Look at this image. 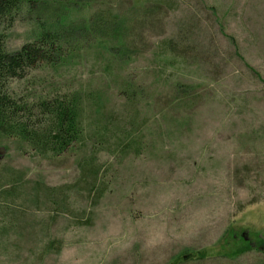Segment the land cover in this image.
Here are the masks:
<instances>
[{"label": "rangeland", "instance_id": "1", "mask_svg": "<svg viewBox=\"0 0 264 264\" xmlns=\"http://www.w3.org/2000/svg\"><path fill=\"white\" fill-rule=\"evenodd\" d=\"M44 1L0 34L60 52L7 92L34 128L79 97L82 135L0 133V264H264V0Z\"/></svg>", "mask_w": 264, "mask_h": 264}, {"label": "trees", "instance_id": "2", "mask_svg": "<svg viewBox=\"0 0 264 264\" xmlns=\"http://www.w3.org/2000/svg\"><path fill=\"white\" fill-rule=\"evenodd\" d=\"M61 1L64 0L41 2L39 12L42 9L46 10L52 3L63 4ZM70 1L68 5L71 3L75 5V0ZM79 3H83L81 6L93 4L99 8L101 0H77V4ZM20 5L21 0H0V27L3 30L13 25ZM65 8L66 6L63 5V9ZM112 22L115 23V19ZM131 25L133 27V24ZM131 25H120L119 34L105 33V36L116 37V41L119 42L117 35L125 34V30H129ZM59 40L60 36L57 32L44 30L33 41L10 52L6 49L4 37L0 34V133L19 138L41 155L57 156L80 138L81 100L71 94V96L39 101L36 108L46 120L40 125L41 128H34V124H31L34 118V104L24 103L19 106L8 94L6 84L10 80L23 78L27 70L34 69L40 63L52 60V54L60 52Z\"/></svg>", "mask_w": 264, "mask_h": 264}]
</instances>
